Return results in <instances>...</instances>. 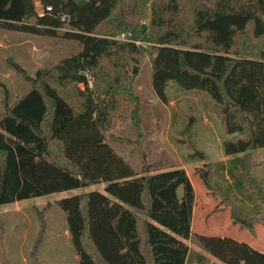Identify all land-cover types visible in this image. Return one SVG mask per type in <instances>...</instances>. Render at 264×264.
<instances>
[{"label": "trees", "instance_id": "obj_1", "mask_svg": "<svg viewBox=\"0 0 264 264\" xmlns=\"http://www.w3.org/2000/svg\"><path fill=\"white\" fill-rule=\"evenodd\" d=\"M62 14L70 16L67 24ZM0 28L76 41L60 61L34 76L16 65L30 87L0 106V205L104 182L105 192L58 200L80 264H187L193 255L183 239L193 235L195 188L186 169L151 172L142 153L138 173L107 140L122 101L133 102L131 117L142 134L136 76L129 70L149 59L163 102L169 101L171 82L207 91L225 132L241 135L224 140V150L242 154L243 183L261 211L245 213L239 196L216 187L213 162L199 174L230 207L233 223L256 233L264 222V178L253 174V153L264 147V0H0ZM122 32L142 43L117 39ZM86 71L94 78L92 88ZM194 135L191 118L179 141L191 156L207 160ZM50 206L39 211L32 264H40ZM4 239L0 217V253L10 264ZM195 240L224 264H264V250L246 241L199 234ZM196 254L198 264H210Z\"/></svg>", "mask_w": 264, "mask_h": 264}, {"label": "rangeland", "instance_id": "obj_2", "mask_svg": "<svg viewBox=\"0 0 264 264\" xmlns=\"http://www.w3.org/2000/svg\"><path fill=\"white\" fill-rule=\"evenodd\" d=\"M37 9L42 11L38 3ZM148 21L144 20L146 23ZM75 44L76 41L70 38L0 28V106H4L6 98L14 101L30 87L22 73L16 70L17 64L34 76L39 68L51 67L60 61ZM135 67L138 68L136 74L133 73L134 69L129 71L136 76L135 91L140 100L142 134H139L131 117L133 102L122 101L120 115L107 136L115 150L138 173L143 172L142 153L151 172L184 167L195 188L196 220L207 217L208 221L216 218L222 224L229 223L230 207L222 202L221 197L213 196L199 174V170L209 161L215 165L214 184L217 188L239 196L245 213L255 215L261 211L263 205L243 183L242 154L227 155L224 150V140H237L241 135L225 132L221 119L213 111L214 99L211 95L203 90H185L171 82L167 88L169 101L163 102L154 90L150 60L146 59L142 65ZM79 86L85 89L83 83ZM191 118L195 126V142L207 154V160L191 156V148L179 141L181 132ZM111 135L124 138V141L115 142ZM253 161L256 164L254 176L264 178V147L254 151ZM105 184L102 182L0 205V217L5 223L4 243L10 264H32L31 251L40 230L39 211L48 203L51 206L47 212V231L39 253L40 264H80V255L69 231L67 212L58 200L92 190L105 192ZM179 192L183 193L182 186ZM229 232L237 233L239 240L264 250V222L257 224L255 234L247 228L240 230L234 224L225 232L226 235ZM220 233L223 232L209 234ZM0 264H5L1 253Z\"/></svg>", "mask_w": 264, "mask_h": 264}, {"label": "crops", "instance_id": "obj_3", "mask_svg": "<svg viewBox=\"0 0 264 264\" xmlns=\"http://www.w3.org/2000/svg\"><path fill=\"white\" fill-rule=\"evenodd\" d=\"M38 4H40V2L37 1ZM15 101V100H14ZM13 102V101H11ZM196 197V196H195ZM195 205V202H194ZM229 223L225 224V223H221L218 219H212L210 221H208V218L206 217L205 219H200V220H196L195 219V215H194V206H193V216H192V237L190 239H183L184 241H186L190 247V250H192V253L190 252L189 257L191 258L192 255L193 257L191 258V260H189L187 262V264H198V256L196 253H200L203 254L205 256H207L209 258L210 264H224L223 262H221L216 256L208 253L205 249H203L200 245H198L195 242V235L199 234V235H212L209 233H216V231H222L223 233L221 234H217V236H229L232 238H235L237 240H239L237 238V233L236 234H232V232H229V235H226L228 232V229L233 227V221L232 218L230 216V218L228 219ZM230 224V225H229ZM236 225V224H234ZM239 227V225H237ZM236 230V227H234ZM240 229V227H239ZM241 230V229H240ZM239 237V236H238ZM240 241H244V240H240ZM260 250V249H259Z\"/></svg>", "mask_w": 264, "mask_h": 264}, {"label": "built area", "instance_id": "obj_4", "mask_svg": "<svg viewBox=\"0 0 264 264\" xmlns=\"http://www.w3.org/2000/svg\"><path fill=\"white\" fill-rule=\"evenodd\" d=\"M47 10H48V11H51V10H52V6H48V7H47ZM40 12H41V13L44 12L43 8H42V11H40ZM61 19H62V21H63L64 23L67 24V23L69 22V20H70V16L67 15V14H62V15H61ZM129 36H130V33H129V32H122L121 34H119V35L117 36V39H120V40H123V41H126V40H132V39L129 38ZM132 41L136 42L137 44L140 43V41H137V40H132ZM86 76H87V78H88V86H89V87H92V86L94 85V84H93L94 78H93L92 74H91L89 71H86Z\"/></svg>", "mask_w": 264, "mask_h": 264}, {"label": "water", "instance_id": "obj_5", "mask_svg": "<svg viewBox=\"0 0 264 264\" xmlns=\"http://www.w3.org/2000/svg\"><path fill=\"white\" fill-rule=\"evenodd\" d=\"M138 72V68L135 67L134 70H133V73L136 74Z\"/></svg>", "mask_w": 264, "mask_h": 264}]
</instances>
